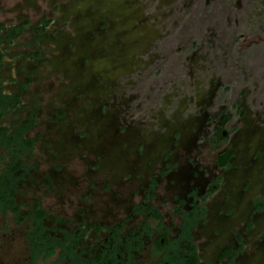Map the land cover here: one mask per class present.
I'll use <instances>...</instances> for the list:
<instances>
[{"label":"rangeland","instance_id":"rangeland-1","mask_svg":"<svg viewBox=\"0 0 264 264\" xmlns=\"http://www.w3.org/2000/svg\"><path fill=\"white\" fill-rule=\"evenodd\" d=\"M43 19L47 34L16 40L1 76L29 77L26 101L39 110L20 201L41 204L52 220L88 204L89 215L124 216L169 163L160 208L174 221L166 196L203 189L219 173L210 121L237 100L245 116L229 126L234 167L195 231L207 257L234 244L264 199V0H0V24ZM35 51L40 60H25ZM222 85L234 86L232 100L218 99ZM103 181L110 191L98 190ZM263 236L264 212L236 264H264Z\"/></svg>","mask_w":264,"mask_h":264},{"label":"flooded vegetation","instance_id":"flooded-vegetation-1","mask_svg":"<svg viewBox=\"0 0 264 264\" xmlns=\"http://www.w3.org/2000/svg\"><path fill=\"white\" fill-rule=\"evenodd\" d=\"M43 20L36 26L29 20L14 26L0 24L3 26L0 28V216L3 218L0 220V264H236L245 251L244 236L253 226V216L264 212V199L253 201L246 232L235 234L234 244H220L213 256L203 254L204 246L198 243L195 231L208 223L209 203L222 191L223 174L234 167L236 154L230 143L237 129L229 130V126L245 116L237 100L226 102L230 111H225L220 121H210L207 141L216 152L215 169L219 173L210 177L203 189L184 190L182 195L173 194L171 199L166 196L172 204L176 201L171 210L174 221L168 222L160 208L161 183L174 172L169 163L143 185L139 201L132 203L124 216L122 210L117 214L111 210L108 215H89L91 206L88 204L79 209L73 219L55 214L52 220V213L41 204L28 206L20 201L25 195L22 186L30 171L28 159L36 149L37 139L30 134L36 128L39 110L31 108L26 101L31 83L29 77L2 82L1 76L6 68L7 53L16 40L30 30L35 42L47 34L51 20L44 33L34 29L42 27ZM24 21H29L25 31L12 38V30ZM31 58L41 59L38 51L30 53L25 60ZM233 91L234 86L222 85L217 97L226 96L232 100ZM31 116L35 119L32 129L29 126ZM228 116L231 117L226 121ZM220 131L225 141H217ZM31 139L36 140L33 149L28 145ZM228 151L232 156L222 167L219 157ZM103 183H99L98 190L101 191ZM104 188L110 191L112 184L107 182ZM38 210L46 213L40 221L31 218Z\"/></svg>","mask_w":264,"mask_h":264},{"label":"trees","instance_id":"trees-1","mask_svg":"<svg viewBox=\"0 0 264 264\" xmlns=\"http://www.w3.org/2000/svg\"><path fill=\"white\" fill-rule=\"evenodd\" d=\"M49 24H50V21H48V20H43V22H42V24H41L42 27H37V28H34V29L38 30L40 33H44V32L46 31V27H47ZM27 25H29V21H24L20 26L15 27V28L12 30V33L10 34L11 37H12V38H16V37H18V36L20 35V33H23V32L25 31V27H26ZM0 28H3V26L1 25ZM193 46H194V47L197 46L196 42L193 43ZM1 59H2V57H1V55H0V61H1ZM242 114H243V113L240 112V113H239V116H241ZM230 117H231V116H228V117L226 118V121H227ZM226 121H225V122H226ZM34 123H35V119L33 118V116H31V118H30V120H29V124H30L29 126H30L31 129H32L33 126H34ZM221 140H222V141H225V140H226V138H224L223 135H222V131H220V132L217 133V141L219 142V141H221ZM35 141H36V140H34V139H31V140L29 141V144H28V145H29V148H30V149H33L34 144H35ZM231 156H232V152H230V151H228L226 154L221 155V156L219 157V160H218V161H219V165L222 166V167L225 166V165L227 164L228 159H229ZM15 213H16V214L18 213V209H17V208H15ZM45 215H46V213H45L44 211H40V210H38L37 213H36V215L32 216L31 218L34 219V220H36V221H40Z\"/></svg>","mask_w":264,"mask_h":264}]
</instances>
